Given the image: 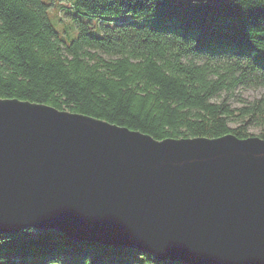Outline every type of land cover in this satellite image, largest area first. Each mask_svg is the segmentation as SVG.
<instances>
[{
	"label": "trees",
	"instance_id": "1",
	"mask_svg": "<svg viewBox=\"0 0 264 264\" xmlns=\"http://www.w3.org/2000/svg\"><path fill=\"white\" fill-rule=\"evenodd\" d=\"M56 1L0 0V99L86 115L159 141L264 140V93L235 98L241 87H264V0ZM51 4L71 20L75 37L65 24L60 34L55 29ZM83 239L31 228L2 233L0 260L186 264L158 261L132 244Z\"/></svg>",
	"mask_w": 264,
	"mask_h": 264
},
{
	"label": "water",
	"instance_id": "2",
	"mask_svg": "<svg viewBox=\"0 0 264 264\" xmlns=\"http://www.w3.org/2000/svg\"><path fill=\"white\" fill-rule=\"evenodd\" d=\"M28 228L132 244L163 262L264 264V140L159 141L0 99V234Z\"/></svg>",
	"mask_w": 264,
	"mask_h": 264
},
{
	"label": "rangeland",
	"instance_id": "3",
	"mask_svg": "<svg viewBox=\"0 0 264 264\" xmlns=\"http://www.w3.org/2000/svg\"><path fill=\"white\" fill-rule=\"evenodd\" d=\"M48 2V0H46ZM61 2V1H60ZM59 0L56 1V5L58 3L59 5ZM61 6V3H60ZM48 14L49 18L54 25L55 29L59 32H62L63 25L65 24L66 27L68 28V32L71 34V37H75L76 31L73 27L70 26L71 20L67 17L65 13H60L61 17H58V9L56 6H53L52 4L50 5L48 9ZM61 18L62 21H60ZM94 24L98 25L97 22L93 21ZM238 93L236 94L235 98H240L244 100H252L255 97L260 96L261 94L264 93V87H258V88H252V87H241L238 90ZM236 104V103H235ZM236 124H231V126H235ZM250 132L253 134L258 133V129L256 128H250Z\"/></svg>",
	"mask_w": 264,
	"mask_h": 264
},
{
	"label": "clouds",
	"instance_id": "4",
	"mask_svg": "<svg viewBox=\"0 0 264 264\" xmlns=\"http://www.w3.org/2000/svg\"><path fill=\"white\" fill-rule=\"evenodd\" d=\"M145 256V254L144 253H138L137 254V258H138V260H140L141 261V256ZM146 257V256H145ZM89 262H90V260L89 259H85L84 260V264H89ZM0 264H2V260H0ZM51 264H60V261L59 260H54V261H51Z\"/></svg>",
	"mask_w": 264,
	"mask_h": 264
}]
</instances>
